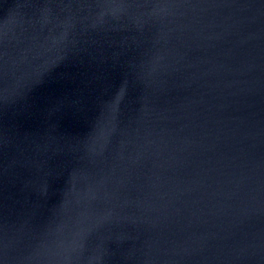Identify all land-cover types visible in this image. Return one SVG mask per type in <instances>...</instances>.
Listing matches in <instances>:
<instances>
[{
  "label": "water",
  "instance_id": "obj_1",
  "mask_svg": "<svg viewBox=\"0 0 264 264\" xmlns=\"http://www.w3.org/2000/svg\"><path fill=\"white\" fill-rule=\"evenodd\" d=\"M0 264H264V0H0Z\"/></svg>",
  "mask_w": 264,
  "mask_h": 264
}]
</instances>
